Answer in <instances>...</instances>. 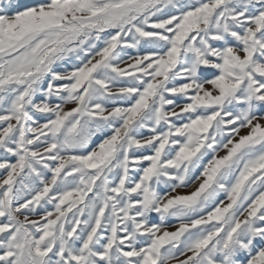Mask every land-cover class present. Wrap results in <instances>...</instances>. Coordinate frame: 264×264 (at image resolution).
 Instances as JSON below:
<instances>
[{
    "label": "snow or ice",
    "instance_id": "obj_1",
    "mask_svg": "<svg viewBox=\"0 0 264 264\" xmlns=\"http://www.w3.org/2000/svg\"><path fill=\"white\" fill-rule=\"evenodd\" d=\"M0 264H264V0H0Z\"/></svg>",
    "mask_w": 264,
    "mask_h": 264
},
{
    "label": "rangeland",
    "instance_id": "obj_2",
    "mask_svg": "<svg viewBox=\"0 0 264 264\" xmlns=\"http://www.w3.org/2000/svg\"><path fill=\"white\" fill-rule=\"evenodd\" d=\"M21 2L22 3H26V2H31V0H21ZM221 155H223V153H221ZM196 186H198V185H193V187L192 188H189V189H180V190H178L181 194H184V193H186V192H191V191H193V190H195V187ZM32 218H37V217H32ZM169 230H174V229H169Z\"/></svg>",
    "mask_w": 264,
    "mask_h": 264
}]
</instances>
